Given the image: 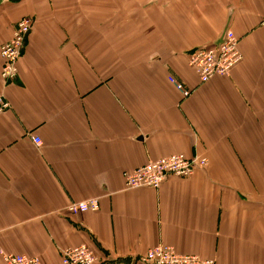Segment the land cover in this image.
Returning a JSON list of instances; mask_svg holds the SVG:
<instances>
[{
  "label": "crops",
  "instance_id": "obj_1",
  "mask_svg": "<svg viewBox=\"0 0 264 264\" xmlns=\"http://www.w3.org/2000/svg\"><path fill=\"white\" fill-rule=\"evenodd\" d=\"M25 17L8 84L0 54V264H61L81 244L100 264H146L158 244L264 264V0H0V48ZM227 30L243 61L201 83L188 55ZM177 153L207 164L126 188L124 172ZM92 197L98 210L69 211Z\"/></svg>",
  "mask_w": 264,
  "mask_h": 264
},
{
  "label": "built area",
  "instance_id": "obj_2",
  "mask_svg": "<svg viewBox=\"0 0 264 264\" xmlns=\"http://www.w3.org/2000/svg\"><path fill=\"white\" fill-rule=\"evenodd\" d=\"M261 25L264 26V19ZM31 26L30 17L21 19L14 29L13 37L0 48L1 77L6 84L18 76L19 61ZM243 58L240 39L232 30H227L217 44L197 47L188 55L189 65L195 69L201 83H207L217 75L230 74L243 61ZM169 81L181 91L184 97L191 94V90L176 76L171 75ZM9 108V101L0 94V114ZM34 141L37 144L42 143L37 137H34ZM206 164L207 158L205 157H188L183 153L164 156L148 161L132 171L124 172L126 188L159 187L170 176L187 178L192 176L197 168ZM99 207V198L92 197L84 201L73 202L68 209L72 213H82L96 211ZM2 257L1 264H41L39 257L26 254L3 252ZM141 262L146 264H215L214 259L182 253L174 246L166 244H158L150 248L142 256ZM61 264H100V260L91 247L81 244L64 249Z\"/></svg>",
  "mask_w": 264,
  "mask_h": 264
}]
</instances>
